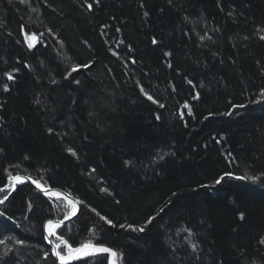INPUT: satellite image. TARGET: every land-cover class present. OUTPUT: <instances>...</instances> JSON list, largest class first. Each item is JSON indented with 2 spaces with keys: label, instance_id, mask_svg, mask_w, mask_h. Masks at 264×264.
<instances>
[{
  "label": "trees",
  "instance_id": "trees-1",
  "mask_svg": "<svg viewBox=\"0 0 264 264\" xmlns=\"http://www.w3.org/2000/svg\"><path fill=\"white\" fill-rule=\"evenodd\" d=\"M261 37L264 0H0V187L69 192L57 236L116 264H264ZM69 211L18 184L0 264H57L43 223Z\"/></svg>",
  "mask_w": 264,
  "mask_h": 264
},
{
  "label": "snow or ice",
  "instance_id": "snow-or-ice-1",
  "mask_svg": "<svg viewBox=\"0 0 264 264\" xmlns=\"http://www.w3.org/2000/svg\"><path fill=\"white\" fill-rule=\"evenodd\" d=\"M24 2H26V0H24ZM92 5H89V8H91ZM25 39L28 43V47L29 48H33L35 46L36 43H38V37L35 34H32L31 36H29L28 34H26ZM261 39H264V37H261ZM153 43H156L155 40H153ZM167 55V53H166ZM79 67H84L87 68L89 67V65L85 64V65H73L72 66V72H75L78 70ZM71 73H69L70 75ZM5 75L7 76V78L9 80L13 79V76L10 73H5ZM78 83V81H77ZM189 83H191V81H189ZM5 90L8 89L7 85H4ZM141 91L143 92V89H141ZM145 95L147 96V98L149 100H152L153 103H155L156 101L153 100V98L149 95H147V93H145ZM261 95L262 97H264V89L261 90ZM195 98V97H194ZM161 107H163V105H161ZM185 107H187V105H185ZM191 111V109H189V112ZM49 131H51V129H49ZM68 151L72 152L71 149H68ZM73 155H75V153L73 152ZM128 163V162H126ZM232 175L230 172H226L224 173V176H230ZM261 175H264V173H262ZM224 176L219 177L218 179L215 180V184H220L224 178ZM8 183L4 185V187H0V192L5 191V188L8 189H15L17 184L23 183L24 181V177L20 176V175H12L9 174L8 175ZM27 179L32 180L31 177H28ZM240 179H247L249 181H251L252 183H256L257 182V177L256 176H246V177H240ZM32 183L35 184L37 189H40L41 191H43L45 193V195H48L49 197L51 196H55L57 199H65L68 203V205L72 208L71 213H69V215H66L64 217L65 220L69 219V216H73L76 214V204L79 203V201H73L69 196H64L62 193L60 192H53L52 189L49 188H44L41 184L40 181L38 180H32ZM8 196H4V198L2 200H0V204H3L6 200H8ZM31 207V206H29ZM93 211H95V209H93ZM0 215H3V213H0ZM239 218L241 220L244 219V213H240L239 214ZM102 220L105 219V217H101ZM154 218L153 217H149L147 223H151L152 220ZM63 223V221H57V222H53V220L49 219L45 222L44 224V240L48 241L50 237L52 236H56L57 240H59V243H56L53 245L52 247V255L55 256L57 258V260L59 261V264H70L71 261L74 260H79L83 257H87V256H95L97 254H105L107 253V260H108V264H116V260L117 257L119 256V253L110 248V247H106L104 245L101 244H94L91 240L86 241V242H82L79 246L77 247H73L72 243L69 242V239H66L63 236H57L56 233V229L59 228L61 226V224ZM106 223H108L109 225L112 224L111 220H106ZM121 228L127 227L128 229H133V225L132 224H127V225H121ZM136 231L139 232H143L145 231V228L143 226L138 227L136 229H134ZM0 243H3V241H0ZM17 244H23L24 241L23 240H16ZM63 246V251L61 250V247ZM193 248H195V245H192ZM48 253H45V256H47Z\"/></svg>",
  "mask_w": 264,
  "mask_h": 264
},
{
  "label": "water",
  "instance_id": "water-1",
  "mask_svg": "<svg viewBox=\"0 0 264 264\" xmlns=\"http://www.w3.org/2000/svg\"><path fill=\"white\" fill-rule=\"evenodd\" d=\"M18 175H20V174H18ZM20 176L24 177V178H25L24 180H25L26 182H28L31 186H33L35 189H37L36 186H35V184L32 183V180L27 179L28 176H25V175H20ZM17 185H18V184H17ZM17 185H16V187H17ZM42 186H43V185H42ZM16 187H15V188H16ZM43 187H44V188H49V187H47V186H43ZM50 188L52 189L53 192H60V193H62L64 196H69L68 193H65L63 190H61V189H59V188H52V187H50ZM13 190H14V189H11V190H10L9 194L7 195L8 197H9V195L12 193ZM37 190H39L40 192L44 193V192L41 191L40 189H37ZM70 197H71V199H72L73 201H77V200H76L75 198H73L72 196H70ZM79 210H80V203H77V204H76V214H75V215H73V216H69V219H67V220H65V219H62V220H53V222L63 221V223H64V222H66V221H68V220L74 219V218L77 216ZM44 224H45V223H44ZM44 235H45V233H44ZM46 242H47V244L51 247V252H52V247H53V245H54L55 243L52 241L51 237H50L49 240L46 241ZM106 247H108V246H106ZM107 255H108V254H107ZM58 264H59V263H58ZM107 264H108V260H107Z\"/></svg>",
  "mask_w": 264,
  "mask_h": 264
},
{
  "label": "bare ground",
  "instance_id": "bare-ground-1",
  "mask_svg": "<svg viewBox=\"0 0 264 264\" xmlns=\"http://www.w3.org/2000/svg\"><path fill=\"white\" fill-rule=\"evenodd\" d=\"M18 174H20V175H24V174H21V173H18ZM17 175V174H16ZM25 176H28V175H25ZM231 176V175H230ZM28 177H30V176H28ZM32 180H33V178H32ZM23 182H26L25 180L23 181ZM8 183V180H7V182H6V184ZM28 183V182H27ZM18 186V185H17ZM4 187V186H3ZM6 190H7V193H6V195L5 196H7L8 194H9V192H10V190L11 189H8V188H5ZM16 189V188H15ZM15 189L12 191V192H14L15 191ZM64 191V190H63ZM65 193H68L69 194V192H67V191H64ZM43 194H45V193H43ZM11 195V194H10ZM70 196H72L71 194H70ZM53 197H55V196H53ZM73 197V196H72ZM4 198V197H3ZM2 198V199H3ZM74 198V197H73ZM2 199H0V200H2ZM76 199V198H75ZM65 200V199H64ZM77 200V199H76ZM66 201V200H65ZM78 201V200H77ZM66 203H67V201H66ZM80 203V202H79ZM68 204V203H67ZM81 204V203H80ZM1 205V204H0ZM80 208H81V205H80ZM71 211H72V208L70 207V211H69V213H71ZM69 213L67 214V215H69ZM66 216V215H65ZM64 216V217H65ZM64 217H62V218H55V219H51V220H62V219H64ZM49 220V219H48ZM72 220V219H71ZM71 220H68V221H66V222H64V223H62L61 224V226L63 225V224H65V223H67V222H69V221H71ZM47 221V220H46ZM45 221V222H46ZM44 222V223H45ZM44 223H43V235H44ZM53 237V236H52ZM52 237H51V239H52ZM52 241H53V239H52ZM54 242V241H53ZM55 243V242H54ZM56 244V243H55ZM80 245V244H79ZM79 245H77V246H79ZM102 245V244H101ZM49 246V245H48ZM77 246H75V247H77ZM104 246H107V245H104ZM50 247V246H49ZM109 247V246H108ZM111 248V247H110ZM50 250H51V247H50ZM51 254H52V252H51ZM106 256H107V253H106ZM52 257L54 258V260H55V262L58 264L59 263V261L57 260V258L55 257V256H53L52 255Z\"/></svg>",
  "mask_w": 264,
  "mask_h": 264
}]
</instances>
